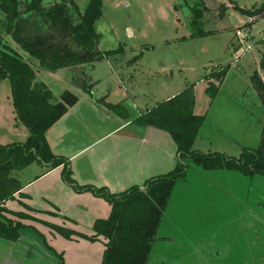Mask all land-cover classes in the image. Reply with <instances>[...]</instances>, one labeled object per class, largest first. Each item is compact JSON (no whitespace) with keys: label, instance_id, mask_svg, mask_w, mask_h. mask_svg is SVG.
Instances as JSON below:
<instances>
[{"label":"rangeland","instance_id":"374dc122","mask_svg":"<svg viewBox=\"0 0 264 264\" xmlns=\"http://www.w3.org/2000/svg\"><path fill=\"white\" fill-rule=\"evenodd\" d=\"M89 1L76 0L82 12ZM102 1L103 16L96 22L99 46L120 52L93 66L42 69L6 36L36 66V81L45 83L55 100L66 90L76 91L73 79L81 78L83 71L94 82L90 94L121 104L123 110L116 112L120 115H126V109L138 115L141 108H152L192 84L195 113L206 117L196 151L239 158L245 149L261 146L264 103L251 76L257 71L264 80V16H250L245 10L263 8L264 0ZM6 23L0 7L2 34ZM238 30L245 35L243 42ZM204 32L208 34L199 36ZM226 66L222 82L210 80V74ZM23 130L27 128L15 113L11 82L0 78V144L21 143ZM184 163V177L175 184L148 264H264V174L205 169L188 158ZM10 200L0 218L36 223L49 236V223L93 235L91 221L66 217L56 204L42 206L38 213L17 198ZM76 236L53 241L65 249L67 259L74 253L77 264H102L105 243Z\"/></svg>","mask_w":264,"mask_h":264},{"label":"trees","instance_id":"16d2710c","mask_svg":"<svg viewBox=\"0 0 264 264\" xmlns=\"http://www.w3.org/2000/svg\"><path fill=\"white\" fill-rule=\"evenodd\" d=\"M0 7L7 19L5 33H0V78L10 80L15 113L30 131L25 143L0 144V213L8 211L4 203L14 199L23 188L19 171L34 162L45 164L48 170L63 165L68 183L78 190L90 189L105 197L112 210L108 218L95 222L92 236L51 223L49 226L68 239L76 234L90 240L103 237L102 264H148L175 184L184 177L187 166L184 159L205 169L238 170L250 176L264 174V133L261 146L245 149L239 158L222 153L206 154L193 148L206 117L195 113L196 98L191 84L174 97L149 108L136 122L166 130L172 135L180 154V162L174 170L148 179L143 187L135 185L122 193H112L104 186L79 185L73 178L68 158L56 155L46 138L48 129L79 100V95L66 90L59 100H55L48 86L36 81V66L27 55L38 62V67L56 72L62 68L93 66L119 53L120 50H102L99 46L96 22L103 16V1L90 0L84 12L76 0H49L48 3L45 0H0ZM245 12L250 16H264V7ZM6 36H10L27 55L10 45ZM261 43L260 67L264 71V39ZM228 69L226 66L210 74V80L222 82ZM84 74L85 71L81 78L73 79V84L90 93L94 82ZM251 81L264 103L263 78L256 71ZM98 101L111 111L123 110L121 104L108 102L105 97ZM2 218L0 236L17 240L25 224Z\"/></svg>","mask_w":264,"mask_h":264},{"label":"crops","instance_id":"0c3cea01","mask_svg":"<svg viewBox=\"0 0 264 264\" xmlns=\"http://www.w3.org/2000/svg\"><path fill=\"white\" fill-rule=\"evenodd\" d=\"M73 87L79 100L48 129L46 138L56 155L68 158L73 178L79 185L104 186L112 193H122L135 185L143 187L148 179L176 168L180 154L172 135L166 130L136 123L148 109L141 108L135 116L126 109V115H120L100 103L99 98L74 84ZM23 131L22 139L18 140L21 143L30 135L28 128ZM63 169V165L48 170L43 163L30 164L18 173L23 188L15 198L38 213L43 212L42 206L57 205L66 217L77 221L86 219L95 224L99 219L108 218L112 210L110 202L90 189H76L66 181ZM40 226L25 223L17 240L0 236V264H77L79 259L74 253L67 259L65 249L53 241L67 238L44 225L51 232L49 236ZM77 239L73 235L67 240ZM95 241L105 243L103 237Z\"/></svg>","mask_w":264,"mask_h":264},{"label":"built area","instance_id":"2783aa9c","mask_svg":"<svg viewBox=\"0 0 264 264\" xmlns=\"http://www.w3.org/2000/svg\"><path fill=\"white\" fill-rule=\"evenodd\" d=\"M236 35H237V37L239 38V41H240V42H243V40L245 39V35H244V33H243L242 31L238 30V31L236 32Z\"/></svg>","mask_w":264,"mask_h":264}]
</instances>
